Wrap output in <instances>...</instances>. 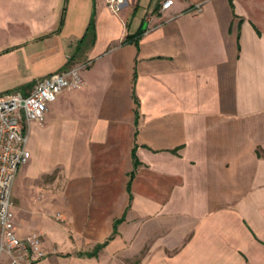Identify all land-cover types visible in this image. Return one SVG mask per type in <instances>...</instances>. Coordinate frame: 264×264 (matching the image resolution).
I'll list each match as a JSON object with an SVG mask.
<instances>
[{"label":"crops","instance_id":"0c3cea01","mask_svg":"<svg viewBox=\"0 0 264 264\" xmlns=\"http://www.w3.org/2000/svg\"><path fill=\"white\" fill-rule=\"evenodd\" d=\"M106 1L0 0V94L84 66L30 124L17 235L46 264H264V0Z\"/></svg>","mask_w":264,"mask_h":264},{"label":"built area","instance_id":"2783aa9c","mask_svg":"<svg viewBox=\"0 0 264 264\" xmlns=\"http://www.w3.org/2000/svg\"><path fill=\"white\" fill-rule=\"evenodd\" d=\"M127 0H107L108 8L119 14ZM175 0H158L161 11ZM200 10V9H199ZM84 66L76 65L39 81L29 91L15 89L0 94V264H42L46 251L43 235L31 232L25 238L16 233L13 220V186L20 169L31 158L29 129L33 121L43 123L51 103L65 90L82 87Z\"/></svg>","mask_w":264,"mask_h":264},{"label":"rangeland","instance_id":"374dc122","mask_svg":"<svg viewBox=\"0 0 264 264\" xmlns=\"http://www.w3.org/2000/svg\"><path fill=\"white\" fill-rule=\"evenodd\" d=\"M29 163V162H28ZM27 163V164H28ZM26 164V165H27ZM25 166V165H24ZM13 189H14V186H13ZM13 202H14V194H13ZM13 212H14V210H13ZM61 215H58V217H59V219L60 220H62V217H60ZM16 219V218H15ZM35 224V223H34ZM34 232V231H33ZM35 232H38V233H42V235H43V242L45 241V232L44 231H35ZM44 250L46 251V257H45V259H44V261H43V263L42 264H46L45 263V260L47 259V258H49L50 256H52V255H56L57 253H58V249L56 248V247H53V248H47V247H44ZM62 254V253H61ZM2 264H10L9 263V260H8V258L6 257V256H4L3 257V263Z\"/></svg>","mask_w":264,"mask_h":264},{"label":"trees","instance_id":"16d2710c","mask_svg":"<svg viewBox=\"0 0 264 264\" xmlns=\"http://www.w3.org/2000/svg\"><path fill=\"white\" fill-rule=\"evenodd\" d=\"M231 3H233V0H231ZM160 7H158V9H159ZM65 9V8H64ZM64 13H65V10H64ZM63 23H64V15H63V18H62V20H61V24H60V27L63 25ZM95 29H96V27H95V19H94V16H93V18H92V20H91V22H90V25H89V28H88V34H90L92 37H95ZM141 34L142 33H140L138 36H135V37H128V40L130 39V40H134V41H138L139 40V38H140V36H141ZM87 36V35H86ZM83 42V41H82ZM133 175H134V172L132 173V177H133Z\"/></svg>","mask_w":264,"mask_h":264},{"label":"water","instance_id":"95a60500","mask_svg":"<svg viewBox=\"0 0 264 264\" xmlns=\"http://www.w3.org/2000/svg\"><path fill=\"white\" fill-rule=\"evenodd\" d=\"M154 4H155V7H156V6H157V4H158V0H155Z\"/></svg>","mask_w":264,"mask_h":264}]
</instances>
